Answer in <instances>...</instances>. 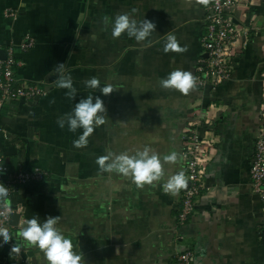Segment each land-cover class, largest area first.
<instances>
[{
  "label": "crops",
  "instance_id": "crops-1",
  "mask_svg": "<svg viewBox=\"0 0 264 264\" xmlns=\"http://www.w3.org/2000/svg\"><path fill=\"white\" fill-rule=\"evenodd\" d=\"M80 0H0V47L13 46L23 62L22 78L48 92L0 114V150L13 169L40 168L47 177L18 187L11 201L18 213L8 230L13 240L2 244L0 264H48L42 252L28 247L15 233L37 216L41 223L60 216L57 227L70 238L85 264H177L186 248L194 264H264V197L252 191L250 167L262 125L264 99V0H241L235 17L247 28L232 76L212 91L195 88L188 95L163 89L160 80L176 69L196 74V60L207 16V5L184 0H89L85 34L78 35L74 14ZM98 1V2H97ZM135 9V12L132 10ZM10 11L13 15H6ZM148 19L155 31L137 42L127 34L111 36L117 14ZM110 22L105 29L103 17ZM174 34L185 53H164L167 34ZM94 35V39L92 36ZM35 44L24 50L21 42ZM84 38V39H83ZM65 64L62 73L55 67ZM60 75L71 76L74 99L56 87ZM97 77L111 84L105 96L84 81ZM99 96L106 123L96 127L83 148L73 141L83 129L70 132L57 121L88 95ZM208 116V117H207ZM213 122L218 142L206 166L205 188L195 215L177 222L184 189L165 193L163 183L186 173L183 137L193 122ZM151 147L161 158L175 151L177 164H165V176L155 186L137 188L115 172H100L96 160ZM20 253L10 255L11 247Z\"/></svg>",
  "mask_w": 264,
  "mask_h": 264
},
{
  "label": "built area",
  "instance_id": "built-area-1",
  "mask_svg": "<svg viewBox=\"0 0 264 264\" xmlns=\"http://www.w3.org/2000/svg\"><path fill=\"white\" fill-rule=\"evenodd\" d=\"M241 0H209L207 16L204 24V34L201 39V52L196 60L197 88H210L212 91L225 83L232 76L233 64L241 53L242 39L247 37V28L239 23L235 17ZM5 14L13 15L10 11ZM35 44L32 36H27L22 42L24 50ZM6 58L0 59V114L5 107L10 111L21 103L35 101L45 96L47 87L21 77L19 69L23 62L14 55L13 46L6 48ZM262 125L255 142L250 176L252 191L264 197V99L260 110ZM208 117V116H207ZM213 122L204 117L196 119L183 137L184 164L189 182L188 188L181 194L177 222L187 223L196 213L205 186L206 166L212 159V150L218 142ZM47 177V173L40 168L11 169L0 150V183L9 190L6 201H0V212L5 211V204L10 210L6 215H0V226L9 225L11 214L15 207L11 201L12 193L20 186L40 182ZM177 264H194V253L190 248L179 252L176 256ZM26 264H33L26 259Z\"/></svg>",
  "mask_w": 264,
  "mask_h": 264
},
{
  "label": "clouds",
  "instance_id": "clouds-1",
  "mask_svg": "<svg viewBox=\"0 0 264 264\" xmlns=\"http://www.w3.org/2000/svg\"><path fill=\"white\" fill-rule=\"evenodd\" d=\"M187 4L207 5L209 0H184ZM136 10L133 9L132 12ZM103 23L107 28L110 18L104 16ZM156 24L148 19L137 21L132 16L125 12L117 14L112 22L111 36L113 39L120 38L123 34L134 38L137 42L147 40L155 31ZM94 39V35L92 36ZM187 46H181L174 34H167L164 43L163 51L165 54L172 52L182 54L187 52ZM65 69V64H59L55 67L56 73H62ZM87 88L100 89L105 96L113 92L111 84L100 86L99 78L93 76L84 81ZM56 87L66 89V96L69 99H74L77 95V90L73 85L72 77L60 75L55 81ZM160 86L163 89H174L183 95H188L191 90L197 86V78L190 71L176 69L171 71L166 78L160 80ZM107 110L104 101L99 97H94L90 94L86 98H82L75 104L71 113L65 114L59 118L57 123L61 128L68 126L70 132H76L77 129H83L79 138L73 141V146L76 148L86 147L88 138L94 133L95 128L106 123ZM180 156L177 152L172 151L170 154L164 155L162 158L151 147L145 146L142 150H135L134 154L125 151L120 154L109 152L107 155H102L97 158L96 164L100 172H115L131 179L132 183L137 188H144L145 185L155 186L165 176L164 165L178 163ZM163 191L165 193L177 194L181 189L187 187V178L184 171H179L167 178L163 183ZM9 197V190L0 183V201H6ZM10 210L5 204V211L0 212V215H6ZM61 217H47L43 223L40 222L37 216L28 219L21 226L20 230L15 233L17 238L23 239L25 245L39 249L43 253L48 264H85L83 254H78L74 250L73 242L67 238L57 227ZM0 238L2 244H8L13 240V234L7 227L0 226ZM2 246V245H0ZM19 254L20 247L13 245L11 254Z\"/></svg>",
  "mask_w": 264,
  "mask_h": 264
},
{
  "label": "rangeland",
  "instance_id": "rangeland-1",
  "mask_svg": "<svg viewBox=\"0 0 264 264\" xmlns=\"http://www.w3.org/2000/svg\"><path fill=\"white\" fill-rule=\"evenodd\" d=\"M89 0H80L78 5V13L74 14L75 27L78 29V35L80 33L85 34L86 26V6ZM98 2V1H97ZM84 39V38H83Z\"/></svg>",
  "mask_w": 264,
  "mask_h": 264
},
{
  "label": "water",
  "instance_id": "water-1",
  "mask_svg": "<svg viewBox=\"0 0 264 264\" xmlns=\"http://www.w3.org/2000/svg\"><path fill=\"white\" fill-rule=\"evenodd\" d=\"M6 56H7L6 49L3 48V47H0V59H5ZM188 185H189V182H187V187L184 188V190H186L188 188ZM17 217H18V213L11 214V216H10V222H14V220L16 222Z\"/></svg>",
  "mask_w": 264,
  "mask_h": 264
}]
</instances>
